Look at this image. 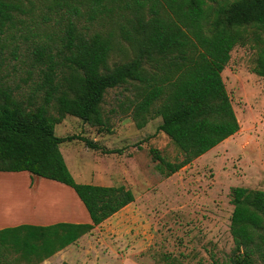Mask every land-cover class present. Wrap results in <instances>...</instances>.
<instances>
[{
    "label": "trees",
    "instance_id": "1",
    "mask_svg": "<svg viewBox=\"0 0 264 264\" xmlns=\"http://www.w3.org/2000/svg\"><path fill=\"white\" fill-rule=\"evenodd\" d=\"M70 15L88 6L89 20L99 14L127 10L128 27L103 34L83 33L68 18L57 38L35 42L25 81L37 73L30 93L16 90L0 76V172H28L71 187L85 206L91 223L20 225L0 230V264H40L76 243L82 236L135 201L131 189L79 184L70 173L55 129L67 115L109 131L103 105L109 90L127 84L138 89L126 108L138 128L148 118L161 117L165 133L183 155L171 162L152 150L157 169L170 177L235 135L240 125L227 93L222 72L246 33L264 32V0H53ZM22 0H0V39L24 23ZM116 36L127 42L134 56L110 65ZM254 73L264 78V38L256 36ZM150 66V69L148 68ZM18 88V87H17ZM16 88V89H17ZM122 107V106H121ZM86 146H100L82 137ZM230 232L234 241L231 264H264V191L245 187L231 190ZM17 256L11 259L7 252ZM218 264V262H214Z\"/></svg>",
    "mask_w": 264,
    "mask_h": 264
},
{
    "label": "rangeland",
    "instance_id": "2",
    "mask_svg": "<svg viewBox=\"0 0 264 264\" xmlns=\"http://www.w3.org/2000/svg\"><path fill=\"white\" fill-rule=\"evenodd\" d=\"M22 3L26 13L18 17L24 23L0 39V76L15 88L17 97L27 96L38 81L37 73L25 81L32 71L30 57L35 42L57 38L68 18L77 21L79 29L90 35L118 32L119 27H128L126 19L131 18L130 11L115 10L108 16L98 13L90 21L86 5H79L81 15L75 16L63 3L53 0ZM246 34L249 42L232 50L222 72L239 131L170 177L157 169L152 150H158L171 162L181 160L183 155L159 131L161 117L148 118L146 125L138 128L131 111L126 110L135 100V84L108 91L103 108L109 118V131L70 115L56 126V136L77 137L60 145L77 183L123 185L133 191L135 201L82 236L59 257L40 264H231V190L245 187L264 191V78L254 73L258 50L254 38H264V32L253 28ZM132 53L129 44L116 36L108 62H127L133 58ZM79 137L96 142L101 149L87 147ZM10 174L22 173L0 172V180L5 181L0 186L2 199L11 191L10 181L20 183L24 195L34 194L38 186L46 183L40 177L33 178L34 187L28 190L22 176ZM69 190L68 201L76 207L77 195L72 188ZM7 212L11 209H0L1 216L11 215ZM7 253L11 259L17 256ZM256 261L263 264L259 257ZM17 264L26 262L20 260Z\"/></svg>",
    "mask_w": 264,
    "mask_h": 264
},
{
    "label": "crops",
    "instance_id": "3",
    "mask_svg": "<svg viewBox=\"0 0 264 264\" xmlns=\"http://www.w3.org/2000/svg\"><path fill=\"white\" fill-rule=\"evenodd\" d=\"M20 173L22 174H13V175L10 174V175L22 176V178L26 180V184L28 185V190L30 189L32 190V188L34 187V185L32 186V184H34L33 178H37V176H33L28 172H20ZM44 180L46 181L45 185L42 186L41 188H39V186L37 187V191H38L37 195H34L37 191L31 195L28 194L24 195L23 192L20 191L22 193L20 195L21 198L18 196L19 194L13 195L12 193L6 195V197H4L3 199L0 198V209H7V208L11 209V212H7V213H11V215H8L7 217L0 215V230L5 228L17 227L20 225L49 226L58 223H74V224L91 223L90 216L78 196H74L78 203V206L75 205L76 207H73L72 204L68 201V198L67 199L65 198V195L68 196V194L70 193L71 190L69 189L71 187L48 179H44ZM98 184L101 186H109V185H104V183H98ZM56 188L58 189V191H55L57 190ZM51 190L55 191V193L53 192L55 195L51 192ZM43 194H48V196L44 197ZM50 194H52L53 196ZM40 195H42L43 197ZM37 197H41L45 199V203H43L44 200L40 198L41 199L40 201V199ZM40 205L42 206L40 207ZM20 207L21 209H18ZM17 210H19L18 213L16 214L12 213ZM5 222L6 224H4ZM70 246L59 251L52 257L48 258L47 261L49 260L51 261L52 259L59 257Z\"/></svg>",
    "mask_w": 264,
    "mask_h": 264
},
{
    "label": "bare ground",
    "instance_id": "4",
    "mask_svg": "<svg viewBox=\"0 0 264 264\" xmlns=\"http://www.w3.org/2000/svg\"><path fill=\"white\" fill-rule=\"evenodd\" d=\"M5 181H1L0 180V186H2L3 185V183H4ZM20 183H15V182H12V181H10V185H9V187L11 188V191L10 192H8L7 194H10V193H12L13 195H16V194H18V191H20V187H21V185H19ZM57 189V188H56ZM55 190V189H54ZM55 191H58V189L57 190H55ZM55 191H52L51 190V192L53 193H55ZM50 192V191H49ZM59 192H61V191H59ZM4 194V192H0V194ZM53 193V194H54ZM1 194V195H2ZM7 194H5V195H7ZM44 195V197H47L48 196V194H43ZM50 195H52V194H50ZM55 195V194H54ZM57 195V194H56ZM59 195H61V194H59ZM40 196H42V195H40ZM53 196V195H52ZM43 197V196H42ZM37 198H41V197H37ZM65 198L67 199L68 198V196H66L65 195ZM71 198V197H70ZM42 200H44V202L43 203H45V199H43V198H41ZM41 199H40V201H41ZM69 199V198H68ZM38 202V201H37ZM39 203V202H38ZM38 203H37V205H38ZM42 205H40V207H41ZM44 207V206H43Z\"/></svg>",
    "mask_w": 264,
    "mask_h": 264
}]
</instances>
